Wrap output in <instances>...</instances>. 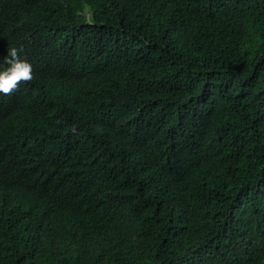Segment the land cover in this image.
<instances>
[{"label":"trees","instance_id":"1","mask_svg":"<svg viewBox=\"0 0 264 264\" xmlns=\"http://www.w3.org/2000/svg\"><path fill=\"white\" fill-rule=\"evenodd\" d=\"M13 47L0 264H264V0H0Z\"/></svg>","mask_w":264,"mask_h":264},{"label":"clouds","instance_id":"2","mask_svg":"<svg viewBox=\"0 0 264 264\" xmlns=\"http://www.w3.org/2000/svg\"><path fill=\"white\" fill-rule=\"evenodd\" d=\"M18 51L22 49H9L3 65L0 66V93H11L19 87L21 81H30L33 78L32 64L22 59Z\"/></svg>","mask_w":264,"mask_h":264}]
</instances>
